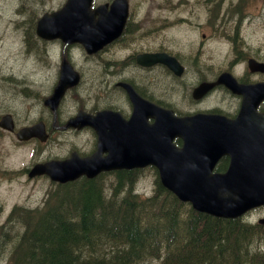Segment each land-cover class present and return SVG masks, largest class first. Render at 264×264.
Listing matches in <instances>:
<instances>
[{
	"label": "water",
	"instance_id": "1",
	"mask_svg": "<svg viewBox=\"0 0 264 264\" xmlns=\"http://www.w3.org/2000/svg\"><path fill=\"white\" fill-rule=\"evenodd\" d=\"M90 3L91 0H67L61 10L38 21L37 34L49 40L60 38L65 44L79 42L89 54L98 51L120 35L127 4L125 0H114L108 11L107 5L91 11ZM137 62L143 66L155 63L179 66L174 58L160 53L140 54ZM180 72L181 68L177 74ZM77 82L78 75L64 61L59 83L45 104L55 111L65 90ZM229 85L236 88L233 81ZM121 86L133 107L128 120L112 111L98 112L95 116L79 112L66 124L67 127L90 126L95 130L97 151L92 157L36 164L28 176L46 174L53 181L66 182L81 174L94 177L101 171L152 165L158 169L162 185L181 201L190 202L198 212L234 219L264 205V157L259 152L264 151L260 147L262 143L251 147L248 159H241L238 151L242 148L232 139V122L211 115L175 117L172 111L143 100L131 86ZM208 88L206 85L199 90ZM249 98L245 96V104ZM148 119L153 122L149 123ZM0 125L12 128L9 117H4ZM29 134L41 137V124L21 129L18 136L28 138ZM175 137L183 140L182 148L172 144ZM104 152L107 155L103 157ZM221 154L231 156L230 166L224 174L212 175L214 162ZM259 223L264 224V218Z\"/></svg>",
	"mask_w": 264,
	"mask_h": 264
},
{
	"label": "rangeland",
	"instance_id": "2",
	"mask_svg": "<svg viewBox=\"0 0 264 264\" xmlns=\"http://www.w3.org/2000/svg\"><path fill=\"white\" fill-rule=\"evenodd\" d=\"M65 1L0 0V17H2L0 31L3 30L5 33L3 36L6 33H10L12 36L14 30L16 35L11 38L9 46L0 47V77L13 76L14 79L12 78L13 81L10 85L15 88V92H18L23 85L28 88L24 94L21 92V96L13 97L11 102L15 119L19 125L32 123L41 114L43 99L50 95L57 81L63 45L60 41L40 45L37 40H33L30 43L31 49L27 51L25 44L20 41L19 36L17 37L18 30L14 25H16L15 21L19 16L16 15L23 17L21 34L24 39L28 40L27 30L30 23L34 19L36 21L38 16L44 12L59 9ZM105 1L108 0H94L93 4L97 6ZM128 1L130 20L134 25V32L131 33V36H134L133 40L131 37H126L121 44L111 47L108 51L102 50L90 56L77 44L69 45L65 49L67 59L81 75V83L63 98L58 109V118L66 119L72 116L76 113L77 107L81 105L91 107L94 104H101L100 94L102 87L106 85L105 80L117 77L115 72L119 76H132L131 68L129 66L121 68L118 62L138 50L153 49L161 45L163 48L174 53H181L185 57H187L185 53H190V50L195 53L197 46L189 45L200 41L199 33L177 29L172 26L171 20H167L174 19L178 15L183 17L196 15L194 16L197 18L195 21L203 24L202 30L207 33L209 38H215L216 43L220 45L219 47L204 46V51H198L200 60L202 57L204 61L221 62L232 57L233 51L228 53L230 44L226 43L218 34L211 36L213 33L211 31L209 34V26H207L208 15H218L224 2V14L220 15H233L232 19L226 20V30L235 35L236 45L242 48L245 53L254 51L253 49H256L258 53H264V0H237V2H235L236 0H213V3L208 6L204 5L205 0ZM215 2L220 4L217 6L214 4ZM0 39L1 43L5 44L2 36ZM230 41L231 39L227 38V42ZM46 46L47 48H45ZM38 50L40 51L38 52ZM10 52L14 53L13 57L8 56ZM202 65L206 66V64ZM114 91L110 92L109 99L110 102L118 103ZM4 92V87L0 88V102H2ZM45 110L46 112L43 114L50 120L48 109L45 108ZM88 138L87 132L76 135L69 132L53 131L47 144L41 146L40 143L20 145L11 137L0 136V175L2 177L3 171L10 173L8 176L5 174L6 177H2L6 179H0V212H8L14 204H24L30 208L41 205L48 187L47 181L43 178L28 179L23 170L30 168L36 162L43 161V159L47 160L45 158L64 156L79 140L82 139L86 142ZM80 142L83 143V141ZM153 178L154 173L151 169L142 170L138 175L135 190L140 194L149 193L152 190ZM105 179L112 181L113 176H106ZM257 214L263 216L264 212ZM9 248L10 246H5L0 251V264H5Z\"/></svg>",
	"mask_w": 264,
	"mask_h": 264
},
{
	"label": "trees",
	"instance_id": "3",
	"mask_svg": "<svg viewBox=\"0 0 264 264\" xmlns=\"http://www.w3.org/2000/svg\"><path fill=\"white\" fill-rule=\"evenodd\" d=\"M112 175L60 186L40 210H15L0 226L5 264H264L260 226L198 213L157 176L143 197L136 173Z\"/></svg>",
	"mask_w": 264,
	"mask_h": 264
},
{
	"label": "flooded vegetation",
	"instance_id": "4",
	"mask_svg": "<svg viewBox=\"0 0 264 264\" xmlns=\"http://www.w3.org/2000/svg\"><path fill=\"white\" fill-rule=\"evenodd\" d=\"M235 2H237V0ZM212 3L213 0L204 1L205 6ZM214 4L218 6L220 3L215 2ZM224 7L225 2L221 5L218 15H208L207 26H209V34H211V31L213 33L211 36H217L218 34L226 43L230 44L228 53L233 51L231 59H226L221 62H210L204 61L201 57L200 60L198 53L204 51V46L219 47L220 45L216 43L215 38H209L207 33L202 30L203 24L195 21L197 18L194 16L196 15H187L188 17L178 15L174 19L167 20H171L172 26L177 29H185L193 33H199L200 41L189 45L191 47L197 46L195 53L190 50V53H185L187 55V57H185L181 53H174L160 45L153 49L143 48L136 51L134 54H130L129 57L121 59L118 63L121 68L129 66L133 75L130 77L119 76L118 73L115 72L117 77L109 79L108 81L105 80L106 85L102 87V93L100 94L102 103L94 104L91 107L81 105L77 107L76 113L72 116L80 111L95 115L101 110H112L120 113L127 119L132 111V104L126 90L119 85L120 83H124L130 85L141 98L165 109H170L178 116L191 117L197 114H214L234 121L232 137L234 142L242 147V150H240L241 154H249V148L253 147L255 142L263 143L264 145V53H258L256 49H253L254 51H250L249 53H245L242 48L236 45L235 35L226 30V20L232 19L233 15H220L221 13L224 14ZM36 23L37 19L36 21L34 19L32 24L35 27ZM133 32L134 25L130 19H127L120 37L107 46L104 51H108L111 47L121 44L126 37H131L133 40L134 36H131ZM227 38H230L231 41L227 42ZM41 43L44 45L47 44L44 40H42ZM141 53H164L174 58L180 67L176 65L168 66L164 63H155L151 66L138 65L137 56ZM186 59H188V61H186ZM202 64H206V66ZM180 68L181 72L177 74ZM228 75L231 76L230 78H232L233 82L236 84V90H232L223 82L227 80ZM12 78L14 79L13 76L9 77L7 75H5V78L0 77V88L4 87L5 90L2 102H0V119L4 115H10L13 118L15 126L13 131L0 128L1 137H11L20 145L40 143L41 146H44L46 142L41 143L35 138L27 141H20L16 138V134L20 128L25 126L28 127L42 121L45 124V130L48 134L52 129L76 135L83 132L89 134V138L86 142L82 139L79 140L76 145H73L72 148L68 150L66 155L76 153L84 157L96 151L97 136L92 128H67L65 123L72 116L64 119L58 118L56 114L51 129L47 125L45 114H43L46 112L44 104L41 114L34 122L19 125L15 119L11 102L14 99L13 97L21 96V92L24 94V91H28V88H26V85H23L19 90L16 89L18 92H15V88L10 85L13 81ZM4 82L5 85H3ZM204 84L211 86L207 90H199ZM248 88L252 91L251 97L248 93ZM73 89H75V87L70 88L67 93ZM112 90H115L114 92L118 99V103L110 102L109 96ZM246 95L250 98L246 104H243ZM80 141H83V143ZM229 162L230 160L227 155L220 157L213 166L211 173L225 172ZM5 174L8 176L10 173H8V171H3L2 177H6ZM2 177L0 175V179H6ZM42 178L50 184V180L46 176H40L35 180ZM8 179H10V177H8ZM15 210L18 212H25L30 210V208L26 207L24 204H14L8 212H0V226L12 225V222L7 219L13 215L12 213H14ZM263 212L264 206H260L246 213L244 218H250L252 222H256L257 224L258 219L262 216L257 213ZM263 227L264 226L261 228L264 229Z\"/></svg>",
	"mask_w": 264,
	"mask_h": 264
},
{
	"label": "bare ground",
	"instance_id": "5",
	"mask_svg": "<svg viewBox=\"0 0 264 264\" xmlns=\"http://www.w3.org/2000/svg\"><path fill=\"white\" fill-rule=\"evenodd\" d=\"M8 17H9V15H8ZM7 19V18H6ZM3 23H5V22H3ZM10 23V22H9ZM7 24V23H6ZM11 24V23H10ZM5 27V26H4ZM8 27V26H7ZM17 53V52H16ZM23 57V56H22ZM22 60V59H21Z\"/></svg>",
	"mask_w": 264,
	"mask_h": 264
}]
</instances>
